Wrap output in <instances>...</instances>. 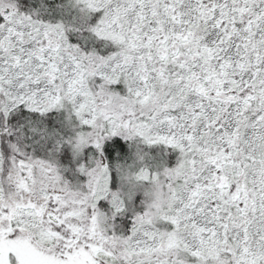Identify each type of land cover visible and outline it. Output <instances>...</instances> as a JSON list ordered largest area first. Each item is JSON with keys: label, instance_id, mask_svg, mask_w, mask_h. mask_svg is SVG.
<instances>
[{"label": "snow or ice", "instance_id": "obj_1", "mask_svg": "<svg viewBox=\"0 0 264 264\" xmlns=\"http://www.w3.org/2000/svg\"><path fill=\"white\" fill-rule=\"evenodd\" d=\"M0 264H264V0H0Z\"/></svg>", "mask_w": 264, "mask_h": 264}]
</instances>
